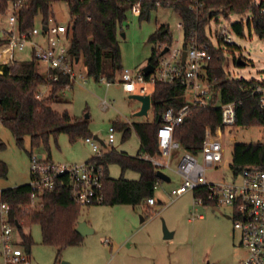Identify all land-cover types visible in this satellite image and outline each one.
<instances>
[{"label": "trees", "instance_id": "1", "mask_svg": "<svg viewBox=\"0 0 264 264\" xmlns=\"http://www.w3.org/2000/svg\"><path fill=\"white\" fill-rule=\"evenodd\" d=\"M7 1L9 0H0V14H5ZM171 1V9L178 14L182 24L184 49L190 35L196 37L198 44L207 46L204 26L214 15L213 10L222 9L226 15L242 13L250 7L249 0H198L202 8L194 13L189 9L192 0ZM59 2H65L68 7L70 23L67 35L71 59L81 58L88 78L95 82L104 78L106 82L113 83L116 75L122 72L117 30L126 19L129 5L118 0H85L81 3L77 0H32L26 9L19 13V31L34 28L37 17L41 18L43 25L48 24L49 20L54 18L51 5ZM156 10L154 5L145 4L139 18L147 19ZM253 21L255 35L264 38V17L254 12ZM233 29L242 38L241 26L233 25ZM4 42L0 40V45ZM147 42L152 45L147 64L154 67L161 55L157 48L171 46L172 39L168 27L158 25ZM229 49L240 50L236 45L230 46ZM209 53L211 60L206 72L212 89L209 106H190L183 122L173 129V140L179 143L183 152L193 156H197L201 150L205 129L214 132L221 127V111L215 106L217 102L220 105H235L234 128H264V108L260 107L258 98L250 94L258 82L229 80L223 70L222 52L209 48ZM234 63L236 64V61ZM0 71V124L10 132L18 146L22 147L25 137L30 139L31 149L42 145L47 150L49 139H56L60 134L66 135L70 144L91 137L86 120L72 118L67 112L59 113L51 107L52 103L58 101V93L69 85L67 77L61 76L54 83L45 81L38 73L37 64L32 57L29 61L21 62L14 73H10L8 65H0ZM46 85L51 87L50 95L39 100L36 98L37 92ZM184 92V87L179 83H154L150 94L152 121L130 125L113 124L114 130L122 134V141L126 140L131 132L136 135L139 154L129 157L112 150L87 161L103 169L104 201L100 206L126 205L136 208L153 199L158 181L157 169L144 157L161 155L156 137V130L162 123L160 116L169 109L176 113L183 108L186 105ZM3 149L4 144L0 141V150ZM47 160L50 161L49 158ZM111 165L120 169L121 176L117 180L109 178L108 167ZM249 169L264 172V144L233 145L229 164L231 175L237 177ZM126 171L138 174L139 179L124 180L122 175ZM6 175L7 167L0 161V178H5ZM30 194L28 184L0 192V203H7L11 207L10 223L15 227L16 224L19 226L17 232L25 252L30 253L33 241L22 229L32 225L39 226L43 245L57 249L56 257L63 248L80 245L82 237L75 232L79 223L80 208L72 202L66 187H61L58 182L52 191L44 192L41 196V208L37 211L26 209ZM194 196L205 197V192L195 193Z\"/></svg>", "mask_w": 264, "mask_h": 264}, {"label": "rangeland", "instance_id": "2", "mask_svg": "<svg viewBox=\"0 0 264 264\" xmlns=\"http://www.w3.org/2000/svg\"><path fill=\"white\" fill-rule=\"evenodd\" d=\"M51 11L54 23L69 25L65 2L51 5ZM9 14H0V40L5 39L4 33L9 28ZM179 24L178 14L170 8H159L147 19H140L127 12L126 19L117 30L122 71L137 73L147 65L152 50V45L147 40L158 25L168 27L172 39L171 48L180 49L183 32L178 28ZM41 25V18L37 17L34 27L40 28ZM65 45L69 47V39ZM236 45L240 50L226 54L228 62L223 64L228 79L264 81V38L251 34V37L236 40ZM30 59L28 48L23 52L14 51L12 64L8 65L10 73H14L21 62ZM239 59L244 62V66L234 63ZM37 71L44 77V71L38 64ZM74 74L75 81L69 88L58 93V101L52 103V109L59 113L67 112L72 118L86 120L90 136L97 137L95 143L103 153L113 150L135 157L139 148L136 135L131 132L122 141V134L115 131L114 143L109 146L105 145L108 129L115 123L130 125L138 120L151 122L152 111L146 117L133 116L140 104L129 97L138 94H126L122 91L121 73L108 86L104 78L103 81L95 82L86 76L85 67L79 58V63L74 64ZM151 88L150 84L147 85L148 93ZM50 91L49 85L40 88L37 92L38 99L48 98ZM215 106L220 107V104L217 102ZM83 140L70 144L67 136L60 134L56 139H49L47 150L42 145L31 149L30 139L25 137L20 147L10 132L0 124V141L4 144V149L0 150V161L7 167L6 177L0 178V192L29 183L30 153L67 166L89 161L95 154ZM222 143L223 162L216 172L207 173L209 180L221 177L229 179L232 176L229 164L233 145L264 144V128H230L225 131ZM198 160L201 162L200 156ZM159 161L166 162L165 158H160ZM175 162H171V171L162 170L169 181L157 184L153 206L144 202L136 208L100 205L80 207L79 222H85L93 233L82 238L80 245L63 248L58 257L56 248L41 243L39 226L23 228V233L30 235L33 241L28 264H238L244 258V250L238 246V234L233 230L232 221L226 218L231 213L230 209L194 205V195L190 192L177 198L171 197L170 191L181 182L180 176L174 171L177 166ZM127 172L123 173V179ZM108 173L112 178L121 176L116 165L109 166ZM164 227L173 234L169 240L163 239ZM104 240H108L110 244H104ZM22 250L25 252L23 246Z\"/></svg>", "mask_w": 264, "mask_h": 264}, {"label": "built area", "instance_id": "3", "mask_svg": "<svg viewBox=\"0 0 264 264\" xmlns=\"http://www.w3.org/2000/svg\"><path fill=\"white\" fill-rule=\"evenodd\" d=\"M32 0H9L6 3L5 13L9 12L8 30L4 33V43L0 45V53L5 57L0 60V65L11 64L14 51H24L31 47V57L36 64L44 67V80L50 83L57 82L61 76L67 77L69 88L75 81L74 63L69 50L65 45L68 40V26L59 25L49 20L48 24L40 28H32L20 32L18 16L20 11L26 9ZM84 2L85 0H77ZM107 2L109 0H97ZM129 5V12L139 17L145 4H152L155 8H170L171 0H118ZM250 7L242 13L224 14L222 9L213 10L204 26V34L208 40L207 46L198 44L195 36H191L184 49V39L180 49L167 47V52L160 55L153 72L147 79L142 71L133 73L122 71L121 89L127 94L137 93L146 95L145 86L154 83L172 84L179 83L185 89L184 95L189 96L186 105L176 113L169 109L161 116V124L156 130V137L161 151L159 158H166V163H161L158 157H147L157 171L170 170L169 159L171 152L181 149L178 142L173 140V129L183 122L191 107H208L212 96L211 86L206 78L208 64L211 60L209 48L222 52L224 64L228 62L226 54L233 53L230 46L236 45V40L255 35L254 12L264 17V0H249ZM202 8L198 0H192L189 9L196 13ZM234 18V20H233ZM233 25H240L242 38L234 31ZM264 27V25H263ZM46 28V30H44ZM182 30V24L178 25ZM248 35V36H247ZM237 46V45H236ZM225 47L223 50L222 48ZM166 49L158 47L162 53ZM182 52H186L182 64ZM234 61V60H233ZM223 70L226 74L225 68ZM100 81H103L102 79ZM110 83L106 82L108 86ZM250 94L258 98L261 108H264V81L251 90ZM39 96L37 95L36 98ZM104 105V103H103ZM221 127L214 132L206 128L201 150L197 156L184 152L176 166V173L182 182L170 191L171 197L177 198L188 192H205V197L193 196L194 205H214L220 208H229V219L232 227L238 234V246L244 250V258L238 264H264V172L244 170L237 177L229 179L221 177L209 180L207 173L216 172L223 162V135L226 130L234 128L235 105H220ZM113 126L108 129L105 145H113L115 137ZM84 143L91 147L94 157H101L103 152L96 145L92 137H87ZM201 157V162L198 160ZM30 201L27 210L37 211L41 208V196L44 192L52 191L58 182L61 187H66L72 202L80 207L101 205L104 201L103 169L93 162L80 165L55 164L41 156L29 155ZM60 180V181H58ZM160 180L157 181V184ZM156 184V186H157ZM156 188V187H155ZM148 206L155 204L153 199L146 201ZM11 207L7 203H0V264H28L29 257L22 250L17 228L10 223Z\"/></svg>", "mask_w": 264, "mask_h": 264}, {"label": "water", "instance_id": "4", "mask_svg": "<svg viewBox=\"0 0 264 264\" xmlns=\"http://www.w3.org/2000/svg\"><path fill=\"white\" fill-rule=\"evenodd\" d=\"M44 30H46V28H44ZM167 52V48L164 49L161 53V55L165 54ZM186 58V52H182V64H184ZM79 59H75V64L78 63ZM236 65L237 66H244V62H242L240 59L236 61ZM142 73L144 74L145 77H148L150 74H152L153 72V66L152 65H146L142 70ZM2 74V72L0 71V75ZM130 99L136 100L139 102L140 104V109L138 112L135 113V117H146L148 111L151 108V102H150V96L149 95H134L131 96ZM94 140H97V137L94 136L93 137ZM156 178L160 181L163 182H168L169 179L168 177L162 173L161 171H157L156 173ZM16 228L19 229V226L16 224ZM75 232L82 238L86 237L87 235H90L93 233V230L91 228H89L87 226V224L85 222H79L77 224V227L75 229ZM172 233H169L166 228H163V239L164 240H169L172 238Z\"/></svg>", "mask_w": 264, "mask_h": 264}, {"label": "crops", "instance_id": "5", "mask_svg": "<svg viewBox=\"0 0 264 264\" xmlns=\"http://www.w3.org/2000/svg\"><path fill=\"white\" fill-rule=\"evenodd\" d=\"M29 50H30V55H31V47H27ZM21 52H23V51H21ZM13 58H14V53H13ZM13 58H12V60H13ZM78 63H79V60H78ZM11 64H12V61H11ZM75 64V63H74ZM148 65V64H147ZM41 68H42V70L44 71V67H42V66H40ZM44 76H45V72H44ZM44 78V77H43ZM145 88H146V90H147V86H145ZM125 93V92H124ZM127 94V93H126ZM134 94H137V93H134ZM150 94H151V92L150 93H148V90H147V93H146V95H149L150 96ZM131 96H134V95H131ZM130 96V97H131ZM129 97V98H130ZM188 100L189 101V96L188 95H184V101H186V100ZM139 109H140V106L137 108V110H136V112H138L139 111ZM150 110H151V108H150ZM150 110L148 111V113L150 112ZM135 112V113H136ZM148 113H147V115H148ZM135 115V114H134ZM133 115V116H134ZM135 117V116H134ZM135 118H142V117H135ZM152 118H153V115H152ZM152 121V120H151ZM142 122H145V121H143V120H138V121H133L132 123H142ZM131 123V124H132ZM103 146H104V144H103ZM105 147V146H104ZM138 147H139V141H138ZM183 150L182 149H178V150H174V151H172L171 152V155H170V159H169V166H170V170L169 171H171L172 169H171V162L172 161H176L175 163H177L178 164V162L180 161V159H181V157H182V155H183ZM122 154H125V153H122ZM139 154V148H138V152L135 154L136 156ZM126 155V154H125ZM160 159V158H159ZM51 161V160H50ZM165 161L167 162V159L165 158ZM166 162H164V163H166ZM162 163V162H161ZM163 170H167V169H163ZM175 172H176V170H174ZM162 172V171H161ZM163 173V172H162ZM166 175V174H165ZM167 176V175H166ZM168 177V176H167ZM109 178L110 179H113V180H117L118 178H112V177H110V175H109ZM139 179V176H138V174H136V173H134V172H131V171H128L126 174H125V176H124V180H126V181H137ZM168 179H169V177H168ZM181 179V178H180ZM160 182H163V181H160ZM181 182H182V180H181ZM181 182H180V184H181ZM179 184V185H180ZM16 187H18V186H16ZM15 188V187H14ZM146 205H147V202H146ZM118 206H126V205H118ZM205 206V205H204ZM113 207H115V206H113ZM129 207V206H128ZM212 207H216V206H212ZM217 208V207H216ZM199 218H202V216H199ZM227 219H229V216L228 217H226ZM173 235V234H172ZM173 237V236H172ZM128 243V242H127ZM126 243V244H127ZM104 244H110V242L108 241V240H104ZM1 263V262H0Z\"/></svg>", "mask_w": 264, "mask_h": 264}, {"label": "bare ground", "instance_id": "6", "mask_svg": "<svg viewBox=\"0 0 264 264\" xmlns=\"http://www.w3.org/2000/svg\"><path fill=\"white\" fill-rule=\"evenodd\" d=\"M5 53H0V60L2 59V57L4 58L5 57Z\"/></svg>", "mask_w": 264, "mask_h": 264}]
</instances>
